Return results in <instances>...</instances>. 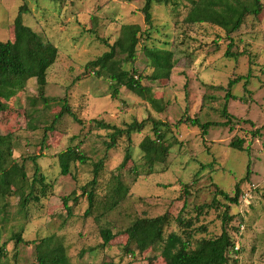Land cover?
Wrapping results in <instances>:
<instances>
[{
	"label": "rangeland",
	"instance_id": "374dc122",
	"mask_svg": "<svg viewBox=\"0 0 264 264\" xmlns=\"http://www.w3.org/2000/svg\"><path fill=\"white\" fill-rule=\"evenodd\" d=\"M261 3V13L248 16L230 35L232 57H226L229 38L222 30L182 22L189 0L153 3L150 28L140 12L144 0H0V41L12 38V22L22 6L26 11L23 23L58 49L46 78L45 96L51 100L46 107L36 104L31 123L35 129L26 126L27 114L33 109L29 101L37 97L33 79L0 113L1 132L14 135L13 157L20 162L38 155L37 163L50 184L38 202L21 210L13 196L0 212V245H6L7 259L28 264L35 260L32 241L57 236L71 264H149L151 257H155L153 264H163L160 243L141 255L127 252L124 229L137 217L166 213L169 224L164 237L170 232L180 233L175 218L183 206L182 217L194 219L196 207L210 205L215 199L220 207L204 209L194 227L203 225L206 232L195 234L192 241L220 233L222 205L226 204L228 215L233 217L228 229L240 221L244 225L237 264H264V0ZM127 23L138 24L143 31L148 29L149 39L140 37L133 64L142 77L151 73L141 51L143 43L174 53L175 65L169 80L141 81L160 100V113L124 88L113 98L108 80L86 69L89 61L109 50L121 25ZM236 77H247V91L242 86L244 80L227 90L228 81ZM227 92L235 98L225 101ZM62 99L82 123L63 116L54 130L47 132L41 146L43 127L59 112ZM225 102L229 125L211 126L204 142L197 127L179 122L186 117H197L201 122L226 121L222 117ZM94 119L119 128L132 121H144L142 129L131 135V159L123 168L118 167L124 158L126 138H120L115 148L106 152L103 142L107 132L96 128L91 122ZM150 119L161 123L169 152L163 164L146 174L137 167L141 164L138 146L146 136H153ZM234 138L244 139L247 150L230 148ZM70 146H77L88 162L72 164L70 174L61 176L56 155ZM103 157L96 201L89 215L84 216L88 204L81 187L91 180L93 164ZM26 172L29 176L33 172L29 161ZM247 173L240 184L238 205H230L217 195L220 190L233 196L236 183ZM117 176L125 196L110 210L109 188L115 183L112 177ZM245 193L249 195L246 201ZM64 198L68 199L70 211L62 204ZM102 228H109L116 236L105 248L101 246ZM16 233L22 239L19 244L11 239Z\"/></svg>",
	"mask_w": 264,
	"mask_h": 264
},
{
	"label": "trees",
	"instance_id": "16d2710c",
	"mask_svg": "<svg viewBox=\"0 0 264 264\" xmlns=\"http://www.w3.org/2000/svg\"><path fill=\"white\" fill-rule=\"evenodd\" d=\"M167 2L168 0H144L140 12L143 15L144 24L148 28L152 23V4ZM188 6L182 22L186 25H207L222 30L229 38L228 46L224 52L226 57H232L230 49L233 40L230 35L240 29L248 16H257L262 11L261 0H189ZM25 13V9L21 6L12 22V38L4 42L0 41V113L5 111L6 103L10 99L25 89L29 80H35L37 97L29 101L33 109L27 114L26 124L32 130L35 129L31 123L35 119L33 113L36 111V104L39 102L46 107L51 100L45 96L46 78L49 68L57 59L58 49L49 41H44L36 32L23 23L22 16ZM147 32L148 29L143 31L135 23L121 25L118 37L111 45H108L109 50L89 61L86 69L91 70L96 77H104L108 80L109 90L113 98L117 97L119 89L124 88L143 99L154 111L160 113L163 111L160 100L156 99L151 88L142 85L141 81L142 78H146L151 82L169 80L175 65L174 53L168 49L148 46L143 43L141 51L148 67L151 69V73L142 77L141 74L136 72L133 64L136 59L140 37L142 35L146 36ZM145 39H149L148 35ZM126 65L129 68H126ZM242 80H244L242 86L247 91V77H236L229 80L227 90ZM184 87L186 88V84ZM210 88L215 87L210 86ZM219 89L222 90L223 88L220 87ZM230 97L235 98L227 92L224 96L225 101ZM60 102L59 112L53 116L49 125L43 127L44 133L40 143L41 146L44 145L47 132L53 131L54 126L63 116L67 115L74 122L82 123L77 114L70 109L66 99H62ZM222 117L227 120L221 123L201 122L197 117H186L179 122L197 127L200 130V138L204 142V137L211 126L227 127L229 125L226 102L222 108ZM150 121L153 136H146L138 146L141 151V164L137 167L144 169L146 174H152L156 165L163 164L169 152V146L164 142L165 136L161 123L154 119H150ZM91 122L96 128L107 132L105 135L106 141L103 142L106 152L115 148L120 138H126L127 147L124 158L118 167L119 169L123 168L131 159V135L142 129L144 121H132L126 124L124 128H119L102 120L94 119ZM243 146L244 139L241 138H234L229 143L230 148L239 152L247 150ZM13 149L14 135L12 133L3 134L0 130V212H4L11 197L16 196V205L23 210L30 203L38 202L40 196H44L46 189L50 187L45 175L41 172V167L37 163L39 156L32 155L19 162L13 157ZM56 158L61 176L70 174L72 164L84 165L88 162V158L77 146H70L59 152ZM104 160L103 157L93 164L91 180L81 187L88 204L84 216L89 215L96 201L95 189L99 182V173L103 168ZM27 161L33 167L31 176L26 172ZM201 167L204 168V166ZM247 177L248 173L236 183L233 196H229L226 192L220 190L217 191V195L221 196L230 205H238L241 196L240 184ZM112 180L115 183L111 184L109 188L111 190L109 193L110 200L107 204L110 210L114 209L125 196L119 177H112ZM73 199L74 201L77 200L75 197ZM67 200V198H64L62 204L67 208V211H70V208L67 207ZM213 205L214 207L216 205L220 207L215 199L210 205L203 204L196 207L194 219L182 217L181 212L185 208L183 206L175 218L181 232H170L166 237H164V231L169 224L168 214L164 213L156 217H137L124 229L126 235L124 248L127 252L130 251L132 254L136 252L141 255L160 243V258L163 264H237L239 263L242 240V232H240L239 227L243 225V222L240 221L237 225L230 226V229H228L227 225L233 220V217L228 215V205H222L224 210L221 213L222 227L220 233L214 237H202L192 241L195 234L206 232L203 225L195 228L194 222L202 215L204 209L212 208ZM100 237L102 240L101 246L105 248L116 236L109 228H102L100 229ZM11 239L16 244L22 242L20 233L13 234ZM236 243L239 245L238 251L233 250ZM32 244L34 245L35 260L28 264H71L66 247L57 236L43 237L39 241H32ZM5 246V244L0 245V264H17L7 259ZM154 262L155 257H151L149 264Z\"/></svg>",
	"mask_w": 264,
	"mask_h": 264
},
{
	"label": "built area",
	"instance_id": "2783aa9c",
	"mask_svg": "<svg viewBox=\"0 0 264 264\" xmlns=\"http://www.w3.org/2000/svg\"><path fill=\"white\" fill-rule=\"evenodd\" d=\"M248 197H249V195H248L247 193H245V196H244L243 199L246 201V200H248ZM239 230H240V232H242V231L244 230V226L241 225V226L239 227ZM238 248H239V245H238V243H236V245L234 246L233 250H234V251H238Z\"/></svg>",
	"mask_w": 264,
	"mask_h": 264
},
{
	"label": "crops",
	"instance_id": "0c3cea01",
	"mask_svg": "<svg viewBox=\"0 0 264 264\" xmlns=\"http://www.w3.org/2000/svg\"><path fill=\"white\" fill-rule=\"evenodd\" d=\"M204 26H207V25H204Z\"/></svg>",
	"mask_w": 264,
	"mask_h": 264
}]
</instances>
